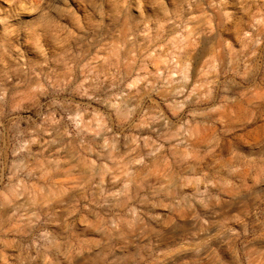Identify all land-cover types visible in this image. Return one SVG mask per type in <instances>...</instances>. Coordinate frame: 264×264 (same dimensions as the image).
<instances>
[{
	"label": "clouds",
	"instance_id": "1",
	"mask_svg": "<svg viewBox=\"0 0 264 264\" xmlns=\"http://www.w3.org/2000/svg\"><path fill=\"white\" fill-rule=\"evenodd\" d=\"M77 3L83 14L73 0H0V42H13L15 71L32 95L26 106L14 77L0 76V185L6 193L0 209L11 205V216L20 225L12 242L19 252L14 264H38L62 252L61 233L67 224L50 208L69 189L51 180L66 170L64 165L75 162L79 168L85 159L78 187L92 193L98 208L126 205L142 189L159 197L181 190L194 178L195 190L169 206L172 211L190 209L195 220H202L201 234L182 244L183 250L201 264H264V233L255 235V225L264 229V209L257 205L254 222L219 219L249 201L264 204V187L245 192L238 183L246 167L264 172V143L225 144L232 131L228 122L239 118L229 109L242 102L238 70L241 65L250 70L253 58H264V0ZM69 22L81 33L101 38L114 23L142 26L137 34L150 37L154 47L134 67L117 55L105 60L107 70H100L84 62L82 49L74 51L68 44L67 37L83 39ZM149 63L156 65L155 71L148 69ZM73 65L82 66L84 81L61 82L57 69L70 71ZM153 95L161 97L171 117L152 101ZM145 100L152 101L150 107H144ZM256 118L248 113L243 122ZM125 127L147 135H125ZM198 128L213 130L202 139ZM49 149L54 151L45 157ZM169 159L175 168L157 186L147 184L153 167ZM205 169L212 174L204 175ZM37 184L40 188L34 191ZM213 190H231L234 199L223 201ZM194 205L204 210L206 219ZM128 211L143 223L135 208ZM120 223L112 220L111 230L118 232Z\"/></svg>",
	"mask_w": 264,
	"mask_h": 264
},
{
	"label": "rangeland",
	"instance_id": "2",
	"mask_svg": "<svg viewBox=\"0 0 264 264\" xmlns=\"http://www.w3.org/2000/svg\"><path fill=\"white\" fill-rule=\"evenodd\" d=\"M73 4L83 14V9L77 0H73ZM85 26L87 27V25ZM69 27L77 34V37L83 36V39L67 37L68 44L74 51L82 49L84 62L91 61L100 70H107L108 66L104 63L105 60L109 57L115 59L117 55L121 61L127 60L128 65L134 67L146 54L145 50H151L154 47L150 37L137 34L143 32L142 26H129L122 22L114 23L102 35V38L99 35L94 37L90 33H81L74 22H69ZM85 41H91V43ZM159 47H163V45H159ZM13 48L14 44L11 40L0 42V76L12 75L14 77L13 82L19 84L20 94L24 96L27 106L32 101V95L28 85L20 83L23 77L15 71L16 62ZM148 69L155 71L156 65L149 63ZM57 72L61 82L68 79L76 83L85 79L82 66L77 68L73 65L70 71L60 66ZM236 79L242 84L238 93L242 102L229 109L230 114H239V118L228 122L232 131L227 136L225 144L231 147L234 144L244 146L264 143V58L258 62H256V58H253V62H250V70H246L241 65ZM33 87L35 86L33 85ZM44 87H47V84ZM85 87L88 85L85 84ZM105 87H107V82ZM40 99L43 102V98ZM76 99L79 100V97ZM152 101L159 104L171 117V113L168 112L160 96L153 95ZM152 101L145 100L144 107H150ZM93 107L103 110L101 105L95 103ZM248 113L257 114V118L251 124L243 122L245 114ZM214 127L218 129L223 125ZM212 130L206 131L198 128L202 139ZM124 133L132 136L147 135L146 132L140 133L136 129L128 127L124 128ZM53 151V149H49L44 152V156L49 157ZM121 151L123 152L125 149L122 148ZM90 159L95 160V155H92ZM87 162V159L83 160L79 168L76 167L75 162L70 165L66 164L64 165L65 171L56 173L52 177L51 183L63 185L69 189L67 194L60 197V202L50 208L59 220L66 222L67 230L61 233L63 236L62 252L54 253L38 264H201L199 259L184 251L181 245L194 241L201 234L202 220H195L194 213L190 209L172 211L169 207L173 200L180 195L191 194L195 190L194 178H188L181 190L164 193L159 197L148 194L149 190L147 189H142L141 194L126 205L98 208L92 193L82 191L78 187L79 174ZM169 168H175L171 159L154 166L145 178L146 183L157 186L165 179ZM210 174L212 173L205 169L204 175ZM238 183L242 191L245 192L256 187H264V172L259 169L252 171L250 167H246L240 174ZM202 187L203 185H201ZM39 188L40 185L37 184L34 191H38ZM0 193H2L0 194V203H5L6 193L2 185H0ZM213 195H218L221 200L231 203L235 193L231 190L224 192L213 190ZM257 205L264 209V204L259 201H249L246 207H241L236 212L226 210L219 219L221 221L228 220L233 224L241 219L254 222L256 217L252 213L255 212ZM11 207V205L5 204V207L0 209V264H14L19 255V252L12 247V242L18 238L20 225L17 223V219L11 216ZM130 207L135 208L141 216L142 224L135 221V217L128 211ZM193 207L199 211L200 217L207 218L204 210L198 205ZM46 210H48L47 207ZM156 215H159L161 219H152ZM114 219L121 221L118 232L111 230V221ZM261 219L264 220V217ZM189 225L192 227L189 228ZM255 227V235L260 238L264 229H261L259 225H255ZM56 231L61 232V229H56ZM221 254H223L222 249Z\"/></svg>",
	"mask_w": 264,
	"mask_h": 264
}]
</instances>
